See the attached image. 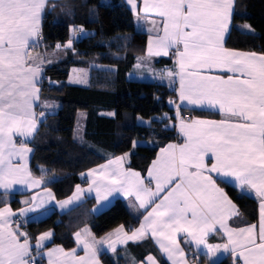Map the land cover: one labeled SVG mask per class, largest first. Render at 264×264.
I'll return each mask as SVG.
<instances>
[{
  "label": "snow or ice",
  "instance_id": "snow-or-ice-1",
  "mask_svg": "<svg viewBox=\"0 0 264 264\" xmlns=\"http://www.w3.org/2000/svg\"><path fill=\"white\" fill-rule=\"evenodd\" d=\"M126 3L137 20L150 19L153 25L148 29L147 56L138 57V65L151 56H173L174 68L161 70L158 78L162 82L167 78L170 86L178 81L182 104L218 112L221 118L185 120L179 114L181 105H177L179 125L166 127L178 128L183 142L161 149L146 178L124 167L130 155L124 153L89 169L87 175L92 181L88 189L77 185L73 195L60 202L59 207L69 210L82 201L86 192L95 190L94 211H98L101 202H106L112 193L124 192L129 197L134 195L139 208L147 212L131 235L124 225L115 230L123 232L127 241L151 238L172 264H188L177 239L179 234H185L184 243L203 246L209 258L223 249L232 255L233 264H264V52H242L224 46L235 0ZM48 7V0H0V189L5 193L14 184L38 186L48 181L45 176L33 181L24 163L32 151L26 140L34 137L39 123L57 107L54 102H46L44 111H35L39 106L38 85L46 63L52 61L46 54L32 56L30 50L42 38ZM238 27L252 31L248 24ZM84 34L83 26H70L69 40L55 47L66 51L73 38ZM152 74L157 78L155 71ZM138 119L143 124L151 123L142 117ZM15 137L21 138L19 143ZM132 143L133 147L138 144L135 140ZM218 181L231 182L242 194L255 195L259 201L258 224L229 226L240 212ZM47 195L54 198L51 193ZM41 206L42 203L35 205ZM32 211L34 208L14 213L7 206L0 208V264H36V258L42 255L43 242L53 233L49 231L36 238L34 255L30 237L20 231L15 219ZM221 230L227 242L208 244V235ZM74 235L84 255L78 256L76 248L65 251L57 246L43 253L48 264H99L100 246L107 242L115 252L117 242H126L119 238L112 241L111 234L97 240L86 228ZM145 260L147 264H156L151 255Z\"/></svg>",
  "mask_w": 264,
  "mask_h": 264
},
{
  "label": "trees",
  "instance_id": "trees-1",
  "mask_svg": "<svg viewBox=\"0 0 264 264\" xmlns=\"http://www.w3.org/2000/svg\"><path fill=\"white\" fill-rule=\"evenodd\" d=\"M48 4L42 38L35 49L51 55L53 62L45 65L36 110L44 111L46 102H54L57 107L39 123L27 145L33 149L31 175L39 180L47 177L42 186L59 200L66 198L75 185L85 183L80 178L85 170L124 153H130L128 166L144 172L160 147L178 139L175 129L166 127L176 121L177 95L175 88L165 83L128 78L136 58L144 54L146 34L135 29L133 16L122 0H48ZM244 23L253 31L238 27ZM70 26H83L85 34L73 38L68 50H57L58 43L63 45L69 40ZM225 46L264 52V0H235ZM171 58H162L158 63L168 64ZM72 67L88 68L86 85L66 82ZM185 112L190 117L220 118L207 110L179 109L180 116ZM138 117L151 121L150 125L138 123ZM134 140L138 144L130 151ZM218 184L238 206L240 216L231 221L232 225L257 221L256 199L238 193L229 183ZM20 196L0 194V207H20ZM93 204L94 200L87 198L63 213L52 210L41 219L23 220L22 226L31 240L52 230L51 244L70 249L73 234L83 227L100 236L117 226L124 225L130 231L138 225L140 217L131 214L120 199L98 213L91 211ZM119 252H99L98 257L103 264H126ZM197 261L202 264L208 258L199 254ZM214 264H233V259L227 256Z\"/></svg>",
  "mask_w": 264,
  "mask_h": 264
},
{
  "label": "crops",
  "instance_id": "crops-1",
  "mask_svg": "<svg viewBox=\"0 0 264 264\" xmlns=\"http://www.w3.org/2000/svg\"><path fill=\"white\" fill-rule=\"evenodd\" d=\"M122 2L126 5V7L129 9V11L131 12V14L133 16L135 29L137 31L144 32L146 34V40H145L146 41V48H145L144 54L140 55L139 57L147 56V45H148V37H149L148 29L152 28L153 25L151 24L150 19L137 20L136 16L133 14V11L131 10V7L126 3V0H122ZM139 2L142 4L143 0H139ZM231 26H232V19H231ZM231 26H230V29H231ZM229 32H230V30H229ZM229 32L226 34L225 40H226ZM225 40H224V46H225ZM36 45H37V43L30 50L31 55L34 54V53H36L35 56H37V54H41V52H39L38 50L35 49ZM228 49H230V48H228ZM238 51H240V50H238ZM242 52H249V51H242ZM171 57H172L171 58V62L168 63V64H165V65L160 64L158 62L162 58H170V56H163V55H161V56H151V57H148L147 60L145 61V63L142 64V65H138V60L136 58L135 63L133 64V66L131 67V69L128 72V78L133 79V80H141V81H158V82L165 83L168 86H170L169 85V81H168L167 78H165L163 80V82H162L158 77H159V75L161 73V70L174 68V57L173 56H171ZM153 71H155V73L157 74V78L153 77V74H152ZM80 85H86V83L80 84ZM38 87L40 88L39 85H38ZM172 87L175 88L176 95H177V97H176V99H177L176 108H177V105H181V107L179 109L186 108V109L203 110V109H201L199 107L187 106L186 102H184L182 104V102L180 101L178 92H177V89L179 88L178 81H177V83L175 85H172ZM39 105H40V93H39ZM35 111H36L37 114H39L38 111L36 110V108H35ZM214 113L219 114L218 112H214ZM193 118H198V117H194L193 116ZM220 118H221V116H220ZM200 119H204V118H200ZM219 119H211V120H219ZM185 120H187V119H185ZM179 122L180 121H179V119L177 117L176 121H175V124L179 125ZM174 129H175V132H176V134L178 136V139H176L174 141H169L165 145L160 147L158 149V151L155 153V155L153 156V158L151 159V161L149 162V164L146 167V170L144 172H141L140 170H138L136 168L128 166L127 165V158L124 161V167L126 169H131V170H133L135 172H139L142 177L146 178L148 176V171H149L150 166L152 165L153 160H155L157 158V155H158V153H160L161 149L165 148L170 143H182L183 142L182 139L180 138V134L178 132V128H174ZM15 139L17 140V143H19V140L21 138L20 137H15ZM31 139L32 138H28L26 140V143L29 142ZM27 146L32 149L31 146H29V145H27ZM32 151H33V149H32ZM32 151H31V153L28 154L26 161H24V163H26V165H27L28 171H30L29 164H30V158H31V155H32ZM120 156H122V155H120ZM110 159H108L105 162H102V163H100V164H98V165H96L94 167H91L89 169H95L99 165H104ZM89 169H87V170H85L83 172V173H85L84 176H81V174H80V178L85 180L84 184H77V185H80L81 189H88L89 185L91 184L92 178L87 175V172H88ZM32 180L36 181V180H39V179H37V178L32 176ZM145 183L147 184V180L145 181ZM229 184L232 185L233 187H235L237 189L238 193L242 194L240 192V190L233 183L229 182ZM77 185H75L73 187L71 193L66 198L58 200V199L55 198L53 192L49 188H44L42 186V184L38 185V186H29L28 183H25V184H14L13 187L7 191V193H5V191L3 189H0V194H20L22 196H20L18 199H19V201L21 202L22 205L20 207H18V208H12L10 205L5 204L4 206H2L0 208H3L5 206H7L14 213H19L21 209L34 208V211L25 212L23 216L17 215L16 218H15L20 224V231L24 232V233H27L26 229L22 226L23 220L32 219L33 216L36 213H42V212L48 213V212H50L52 210H55V211H57L59 213H63L65 211H67V210H61V208L59 207V204H60V202L68 199L69 197H71L73 195V193L76 191V186ZM151 187L153 189L155 188V181H152ZM47 193H51V196L54 197V198H50L49 195H47ZM245 194L250 196V197H253L254 199L257 200V213H258L257 221L254 222V223H248V224H258V222H259V201L255 197L254 194H251V195L247 194V193H245ZM87 198H92L94 200V204L91 207V211L93 213H98L99 211L105 209L106 207H108L116 199L122 200L124 202V204L126 205V207L128 208V210L130 211L131 214H133L134 216H139L140 217L138 225L136 227H134L133 229L139 228V226L141 224V221L147 215V212L144 209L139 208V201L135 199V196L133 195V196L129 197V196L125 195L124 192H114V193H112L108 197V200L106 202H103V201L101 202L100 208H99L98 211H94V208L97 207V197H96L95 190H93L90 194L86 192L84 197L82 198V201H84ZM25 201H27V203H25ZM41 203H42L41 207H35V205L41 204ZM74 206H76V205H74ZM148 211H151V208H149ZM244 225H246V224L238 225V226L232 225L231 221L229 223L230 227H243ZM14 226L15 225H13V227ZM119 227L120 226H117L114 229L106 231L105 233H103L100 236L93 235V233L91 232V230L88 227H83L82 229H85V228L88 229L91 232L92 237H94L97 240H100L101 238L106 237L109 234H111V240L114 241V242L117 241L118 238H119L120 241H126L124 243L117 242L116 243V251L115 252H113L112 249L109 248V245H108L107 242L104 243L102 246H100L101 247L100 252H104V253H107V254H115L116 252L120 251L119 252V257L121 256L124 259V261L127 262L126 264H147V261L145 260V258L148 257L149 255H151L154 258V260L156 261V264H162L163 262H165L166 264H172V261L167 258L166 254H163L161 252V250L159 249V246L154 242L153 239L145 238L143 240L127 241L123 232L116 233L115 230L118 229ZM133 229H131V230H133ZM131 230L128 231V230L125 229V231L128 232V235H131ZM49 231L52 232V230H46L44 232L39 233L33 240L30 239V243H31V245H33L32 252H33L34 255L36 253V248L34 247L36 245V238L38 236H40L41 234L49 232ZM79 231H77V232H79ZM77 232H75V233H77ZM74 234L72 236L73 243H74L72 248L66 249V248H63L62 246H60V247L63 248L65 251H70V250L76 248L77 249V253L76 254L78 256H83L84 252L82 250V247H78L77 238H76V236ZM27 235H28V233H27ZM184 236H185V234H179L177 239H178V242L180 243L181 247L184 249V251L186 253V258H187L188 264H197L198 255L199 254H204L205 255L206 248H204L203 246L197 247L194 243L193 244H185L184 243ZM188 239L190 240L191 238L189 237ZM51 241H52V236L47 241L43 242V246L40 249L42 255L36 258V264H48V258H47L46 255H43V253H47L48 250L54 249L57 246H59V245L51 244ZM226 242H227V237L224 236L223 230H221V232H218V233L217 232L210 233L208 235V237H207V243L211 244V245H223ZM227 256H229V257H231L233 259L232 255L229 252H225V251H223V249H221L220 251L217 252V254L215 256H213L211 258L206 256L208 258V261L204 262L202 264H214L218 260H220L222 258H225ZM97 259L99 261V264H103L100 261L98 255H97ZM198 264H200V263L198 262Z\"/></svg>",
  "mask_w": 264,
  "mask_h": 264
},
{
  "label": "rangeland",
  "instance_id": "rangeland-1",
  "mask_svg": "<svg viewBox=\"0 0 264 264\" xmlns=\"http://www.w3.org/2000/svg\"><path fill=\"white\" fill-rule=\"evenodd\" d=\"M244 24H247V23H244ZM243 25V24H242ZM244 30V29H243ZM246 31V30H244ZM253 31V30H252ZM250 31V32H252ZM249 32V31H247ZM39 43V41L37 42V44ZM36 53L32 54V56H35ZM43 54V53H41ZM47 56V59L52 61L53 62V59H52V56L51 55H46ZM55 60V59H54ZM105 67H109L107 65H105ZM111 68V67H109ZM81 70H84L83 72ZM88 74H89V70L87 67H72L70 69V73L68 75V78L66 80L67 83L69 84H77V85H80V84H84L87 82H76V81H88ZM43 105V104H42ZM144 121H147L146 119H143ZM138 123L140 124H143L141 123V121L139 119H137ZM134 147L131 148L130 151H133ZM129 153V152H128ZM48 212V211H47ZM50 212L46 213V212H42V213H36L34 216H33V220H38V219H41L45 216H47Z\"/></svg>",
  "mask_w": 264,
  "mask_h": 264
},
{
  "label": "built area",
  "instance_id": "built-area-1",
  "mask_svg": "<svg viewBox=\"0 0 264 264\" xmlns=\"http://www.w3.org/2000/svg\"><path fill=\"white\" fill-rule=\"evenodd\" d=\"M184 119H188L190 117L189 113L185 112L181 115Z\"/></svg>",
  "mask_w": 264,
  "mask_h": 264
}]
</instances>
